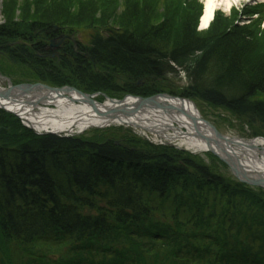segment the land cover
Instances as JSON below:
<instances>
[{"label":"trees","instance_id":"16d2710c","mask_svg":"<svg viewBox=\"0 0 264 264\" xmlns=\"http://www.w3.org/2000/svg\"><path fill=\"white\" fill-rule=\"evenodd\" d=\"M183 6L172 8L179 22ZM39 23H28L25 41L14 46L16 34L0 26V47L11 58L33 60L45 43L31 45L36 38L30 41V34L35 24L49 22ZM158 29L135 33L124 25L108 40L99 36L93 47L67 46L65 53L77 63L84 56L96 65L101 57L108 67L129 62L118 68L130 65L132 76L145 74L160 87L140 92L133 76L112 92L115 98L164 93L167 74H178L175 64L188 85L181 91L170 85L165 93L247 118L259 125L252 136L264 137V102L258 99L264 68L259 60L248 63L246 42L211 27L204 37L185 30L187 38L172 42ZM92 140L37 136L0 110V264H264V200L225 176L227 166L217 158L210 155L207 164L134 135L119 146Z\"/></svg>","mask_w":264,"mask_h":264},{"label":"rangeland","instance_id":"374dc122","mask_svg":"<svg viewBox=\"0 0 264 264\" xmlns=\"http://www.w3.org/2000/svg\"><path fill=\"white\" fill-rule=\"evenodd\" d=\"M181 1L186 2L184 6ZM181 6L186 8L183 9L186 14L182 22H179L178 16L174 14L172 8H181ZM203 6L204 0H0V26L10 28L11 30L7 33L12 36L16 34L11 38L13 46L14 43L12 42L25 41L22 36H24L23 33L28 23L40 24V20L49 22L48 25L44 23H42L43 25L35 24L30 34V41H32V35L36 38L31 42V45L34 43H36L34 45L39 43L43 45L45 43L44 50L39 51L41 54H33V60L21 61V58H11L5 53V47H0V90H7L22 84L41 85L54 89L74 88L92 96L91 99L98 105L107 103L108 99L123 100L113 97L112 92L118 88L123 90L130 83L127 79H133L132 66L129 65L125 69L118 68L119 62L122 65H128L129 62L119 61L114 66L108 67V64L101 57L98 58L99 65H96L90 61L88 56H84L86 58L82 60L83 62L77 63L72 56L66 55L65 50L67 46L72 47L74 51H78L81 45L93 47V43L99 36L108 40L121 31L124 25L133 27L135 33L144 31L147 27L151 30L155 27L159 28L157 31L163 30L171 37L172 42L187 38L186 36L190 33L195 34V37L197 35L204 37L211 33L210 27L213 30H227L229 35L237 34L239 42H246L248 63L252 65L251 63L259 60L264 68V0H240L231 7L232 10L219 7L215 11L214 19L208 29H201L200 27ZM97 7H100L101 10H98V14L94 16ZM102 9L106 12L105 18L100 16ZM18 23H23V25L18 27ZM50 25H53L52 28H48ZM15 28L17 29L15 30ZM53 29H55L54 32H52ZM185 30H191V32L186 34ZM31 47L34 48L35 46ZM172 66L178 74H170L168 71L167 78L171 82L168 80L169 83L164 84V89H161L164 93L165 91L168 92V88H172L170 85L175 86V89L179 91L188 85L186 73L175 64ZM134 78L131 81L133 87L139 88L136 90L140 92H144L145 88L158 86L155 79L147 78L145 74H142L140 78L139 76H134ZM58 80H64L67 84L58 87L54 83ZM94 86L100 90L94 92ZM157 88L160 89V87ZM158 94L162 93L151 96ZM128 95L133 94H127L123 98ZM186 99L193 102L201 117L215 126L221 134L245 141L260 137L259 135L252 136L255 129L259 130L257 128L259 125L249 124L247 118L233 115L220 107ZM258 99L264 102V96H260ZM81 103L76 102L77 105ZM39 107L54 109V106L41 105ZM0 110L17 117L21 121L12 111L3 108ZM36 110L39 111V109ZM21 123L37 136H59L53 132L38 133L25 125L23 121ZM262 133L264 134V131ZM131 134L139 140L143 139L153 145H167V147L177 151L188 152L193 156L200 157L205 163L212 164V156L205 152L193 153L184 147H179L176 142L164 143L158 137L139 133L134 127L123 123L109 125L105 128H95L82 134L66 137H81L92 142H95L92 139L102 140V143L115 142V145L119 146L121 138H128L132 136ZM97 142L101 143L100 141ZM122 143L127 144V141ZM222 172L225 176L232 177L229 168L223 169ZM233 179L239 182L236 178ZM251 188L264 200V187L255 186Z\"/></svg>","mask_w":264,"mask_h":264},{"label":"bare ground","instance_id":"6f19581e","mask_svg":"<svg viewBox=\"0 0 264 264\" xmlns=\"http://www.w3.org/2000/svg\"><path fill=\"white\" fill-rule=\"evenodd\" d=\"M239 1L204 0L203 13L200 18L201 29L209 28L214 19L215 11L219 7L232 10L231 7ZM47 91H41L42 93L35 98L37 99L39 96L46 97V101L43 99L45 105L54 106V109L40 108L37 111L33 110L31 106H24L21 102H19L20 104L13 102L3 103L2 100H0V106L16 113L26 125L38 133L53 132L60 135H75L85 133L91 129L105 128L109 125L122 123L106 117V109L118 106L110 101L103 105H97L99 112L94 111L93 106L84 102L78 94L73 93L67 97L66 95L63 96V94L57 95ZM128 96L136 97L133 95ZM126 97L122 98L121 109H127L122 114L123 124L134 127L139 133L158 137L164 143L176 142L179 147H184L193 153L205 152L222 163L224 162L213 154L212 150L225 159L227 156H233L230 158L235 160L239 168L243 166L242 168L247 170L248 178L251 181L259 180V182H264V139L256 138L250 141L236 139L230 145L219 142L193 102L169 100L175 109L150 106L141 108L138 112L136 107L138 104L137 100L132 97ZM76 102H82L83 104L77 105ZM131 110H134L136 115ZM229 169L231 176L237 178L232 169ZM239 182L245 184L241 181Z\"/></svg>","mask_w":264,"mask_h":264},{"label":"water","instance_id":"95a60500","mask_svg":"<svg viewBox=\"0 0 264 264\" xmlns=\"http://www.w3.org/2000/svg\"><path fill=\"white\" fill-rule=\"evenodd\" d=\"M44 90H48L47 92H53L54 94H57V95H61V94L65 95V94H73V93L78 94L79 96L82 97L84 102L93 106L94 111L100 112V110L97 106L98 104L93 99H91L92 96H88L86 94H83L82 92H80L76 89H73V88L54 89V88H50L47 86H41V85H20V86H16V87H10L7 90H0V100H2L3 103L13 102V103L20 104L19 102H21L24 104V106L26 105V106L36 107L41 103L43 104L42 100L43 99L46 100L47 98L43 97L37 101L32 102V101H29L30 98L25 99V96L26 95L33 96L36 93H38L40 91H44ZM128 97H132V96H128ZM128 97H126V98H128ZM132 98H135L137 100L138 104L136 107H137L138 112L141 108L150 107V106H153V107L156 106V107H160L163 109H165V108H174L175 109V107L172 106V104L170 103L169 100H182V101L191 102L190 100L180 99V98H176V97L166 95V94H159V95H156V96H153L150 98H140V97H132ZM108 101H110L113 104H117L118 106H116L114 108L106 109V111H107L106 117H108L111 120L119 121V122L123 123L122 114H124L125 111L127 110L125 108L121 109L123 100L117 101V100H113V99H108ZM0 108H3L5 110L9 111L8 109H6L4 107L0 106ZM118 108H120V109H118ZM131 111L133 112L134 115H136L134 110H131ZM12 113H14V112H12ZM108 113L111 115H109ZM14 114L17 115L16 113H14ZM207 123L210 126V128L212 129V131L214 133L213 134L214 137L219 142H224V143H227L230 145L231 143L236 141L235 138H229V137L221 134L215 126H213L209 122H207ZM216 145L219 146L218 144H216ZM211 152L213 154H215L216 156H218V158H220L227 166H229V168L232 169L235 176L237 177L236 178L237 180H239L245 184L254 186V187L255 186L256 187H264V182H259V180L258 181H251L248 178L247 170L246 169L244 170L242 168L243 166L239 168L236 165L235 160L231 159L233 156H227V158L225 159V158H222L221 156H219L215 151L212 150Z\"/></svg>","mask_w":264,"mask_h":264}]
</instances>
